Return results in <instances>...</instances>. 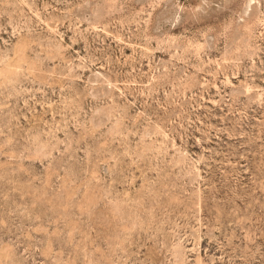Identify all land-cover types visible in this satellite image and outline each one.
Listing matches in <instances>:
<instances>
[{
  "label": "rangeland",
  "instance_id": "1",
  "mask_svg": "<svg viewBox=\"0 0 264 264\" xmlns=\"http://www.w3.org/2000/svg\"><path fill=\"white\" fill-rule=\"evenodd\" d=\"M0 264H264V0H0Z\"/></svg>",
  "mask_w": 264,
  "mask_h": 264
}]
</instances>
